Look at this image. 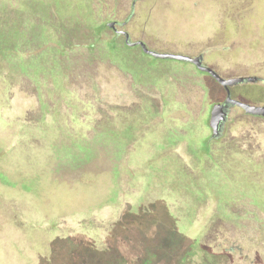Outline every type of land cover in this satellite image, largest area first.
Here are the masks:
<instances>
[{
  "label": "rangeland",
  "instance_id": "374dc122",
  "mask_svg": "<svg viewBox=\"0 0 264 264\" xmlns=\"http://www.w3.org/2000/svg\"><path fill=\"white\" fill-rule=\"evenodd\" d=\"M162 1L0 0V264H264V119L236 107L201 154L223 86L108 26L127 20L151 48L205 50L223 73L264 77L257 60L218 57L236 44L224 38L264 31V0H166L159 27ZM252 52L238 44L227 57ZM249 86L238 97L264 103V83ZM134 102L145 112L105 119ZM225 144L232 154L219 155Z\"/></svg>",
  "mask_w": 264,
  "mask_h": 264
},
{
  "label": "flooded vegetation",
  "instance_id": "af4514ba",
  "mask_svg": "<svg viewBox=\"0 0 264 264\" xmlns=\"http://www.w3.org/2000/svg\"><path fill=\"white\" fill-rule=\"evenodd\" d=\"M171 2H172V0H171ZM171 2H167L166 0H164L159 5H156L155 6V8L157 9V10L155 9L157 16H155L154 19L152 20V23L154 25L159 26V27L162 26V24H160L159 22H157L158 24H156L157 19L163 17V16L161 17V15H159L158 12L159 11H163L164 12V10H163L164 8L168 9V7H170L169 5L171 4ZM195 3L198 4V5H200L201 0H194V3L193 4H195ZM145 8H151L152 9L154 7H153V5H151V4L148 3V4H145ZM109 22H114V25L113 26H110L109 25ZM109 22H108V26H110L116 34L123 35L124 36L125 43L127 45H129L127 43V40H126V33H129V35H130V32L128 30V21L125 20V21L120 22L119 20H111ZM255 32H256L255 35L252 34V36H250V37H241V38L238 37L237 38V36H233L230 39H225L224 38L222 42H224V43H231V42H233V43H236V44L232 48H230L229 46L227 48L224 47L225 48L224 51L221 52L222 55L218 56L219 59L220 60H226V61H233V60H236V59L239 60L241 58L257 60L256 64L253 63L251 66L252 67L255 66L256 69H259L260 71H264V31H261L259 29V27H258ZM130 40H132L131 37H130ZM137 40H141V39H137ZM132 41H135V40H132ZM194 41H196V43H210V42H212L207 37H204V36H198V37L192 39V42L191 43H194ZM248 42H251L252 45L250 46ZM244 43L247 44L248 49H250L251 51H253L252 52L253 54L250 55V56L248 55V56H240L238 58L236 57V58L230 60L229 57H227L228 53L232 49H234L238 44H244ZM129 46H131V45H129ZM139 46L141 47V45H139ZM141 49H143V48L141 47ZM192 54H190V55H192V56L200 55L204 64L211 66L213 69H215L219 74H221L225 78L243 77V80L242 81H239V82H236V83L230 85L229 86V89H227L226 87H224L221 84L223 86V89H224V97H223V99L214 102L211 105L210 110L209 111H206V113H205L206 115H205L204 118H205V121L208 120L209 125H210V117H211L212 107H213V105L215 103H217V102L225 103L226 100H227V98H228V96H229V94L231 95L232 98H235V99H239L241 101H244V100H242V99H240L238 97L237 93H241L243 89L249 90V92H250V90H253V88L251 86H249V84H251L252 82H262V83H264V81H263L264 80V77L262 75L258 74V73H256V74L255 73H252L250 71V68L247 67V66H243V67H240V68L238 67V70H236V71L233 70L232 66H230L229 68H227L228 69V72L227 73H223V72H221L218 69V67L215 64H212V63H210V62H208L206 60V54H207V52H205V50H200L198 52H195V54L194 53H192ZM191 63L196 67V69L201 70V69H199V67L195 63H193V62H191ZM201 71L202 72H206L209 75H211L207 71H203V70H201ZM212 78H214V77L212 76ZM261 90L264 92V89H261ZM134 103H137V102H134ZM251 103L252 104L264 105V103L262 101H259V102L258 101H255V102H251ZM236 107L241 108L246 115H248V116H250L252 118H255V119H264V115L248 113L242 106H240L238 104H234V103H231V102L226 103L225 110H226V113L227 114L225 116V119L220 124L219 132L216 135H213V129H212V134L210 136L202 137V138H204V140H206V143L208 144V147L207 148H209V150H207V151H204V150L203 151H200L201 154L203 153V154L209 155V153L211 152V148L213 147L212 140H216L217 142H219V141H222L223 142V140H224V134L226 132V127H227V122H228V120L230 118V114L232 113V111ZM208 113H209V115H208ZM233 140L234 139L232 138V141ZM227 142H228V145H230L231 143H233V142H230V140L227 141ZM229 142H230V144H229ZM225 150H227L226 144L220 150V152L221 153H226ZM250 152H252V154H254L253 151H250ZM258 156L259 157H258L257 160L260 162L261 165H263V168H264V148H259V150H258Z\"/></svg>",
  "mask_w": 264,
  "mask_h": 264
},
{
  "label": "water",
  "instance_id": "95a60500",
  "mask_svg": "<svg viewBox=\"0 0 264 264\" xmlns=\"http://www.w3.org/2000/svg\"><path fill=\"white\" fill-rule=\"evenodd\" d=\"M109 25L113 26L114 22H109ZM126 40H127V43L131 46L138 45V44L141 45V47L146 53L152 56H155V57L178 59L182 61L189 60V62L195 63L199 67V69L209 72L220 84H222L227 89H229L230 85L243 80V77H231V78L223 77L211 66L204 64L200 55L192 56L189 53L186 54V53L171 52V51H158V50L150 48L143 40L142 41L141 40H135V41L130 40L129 33H126ZM228 102L242 106L248 113L264 115V105L252 104L249 102L241 101L239 99L232 98L231 95L229 94L225 103L217 102L212 107L211 117H210V126L213 129V135H216L219 132L220 124L225 119V116L227 114L225 110V106H226V103Z\"/></svg>",
  "mask_w": 264,
  "mask_h": 264
},
{
  "label": "trees",
  "instance_id": "16d2710c",
  "mask_svg": "<svg viewBox=\"0 0 264 264\" xmlns=\"http://www.w3.org/2000/svg\"><path fill=\"white\" fill-rule=\"evenodd\" d=\"M9 36V35H8ZM4 38V37H3ZM9 37H5L4 39H8ZM137 106H142L143 109H144V112H145V102H142V103H136V104H132V105H128V106H123V105H115V106H112V114L105 118V119H108L112 116H114L115 114L118 116V119H119V122L122 120V119H125V117L127 116V114L132 110V108H136ZM123 123L120 124L119 128L121 129L120 132L124 135L123 138H121V142L122 144H125V145H131L133 144L131 141H129V139L127 138V136L124 134L125 132H128L130 133L134 128L133 126V123L132 122H129L128 120L126 121H122ZM100 127V129L102 130L101 132H106L108 134H113L114 132L116 133L117 131H115L112 127H107L104 125H100L98 126ZM124 132V133H123ZM127 150V149H126ZM227 150H228V155L229 154H232V150H231V146L228 148L227 147ZM219 155H223V153H220ZM193 178H191L189 181L187 182H184L182 186H184V190L185 191H189L190 192H194L192 189H191V186L193 185L194 187V184H198V182L196 181V183L194 181H192ZM199 185V184H198ZM210 260L208 258H203V261H202V264H210Z\"/></svg>",
  "mask_w": 264,
  "mask_h": 264
},
{
  "label": "crops",
  "instance_id": "0c3cea01",
  "mask_svg": "<svg viewBox=\"0 0 264 264\" xmlns=\"http://www.w3.org/2000/svg\"><path fill=\"white\" fill-rule=\"evenodd\" d=\"M151 48V47H150ZM152 49H155V48H152ZM155 50H157V49H155ZM158 51H161V50H158Z\"/></svg>",
  "mask_w": 264,
  "mask_h": 264
}]
</instances>
